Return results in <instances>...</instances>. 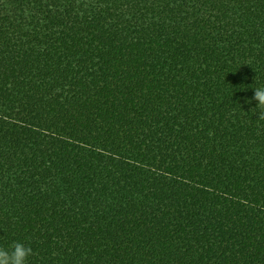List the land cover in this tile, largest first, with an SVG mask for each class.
I'll use <instances>...</instances> for the list:
<instances>
[{
    "label": "trees",
    "instance_id": "obj_1",
    "mask_svg": "<svg viewBox=\"0 0 264 264\" xmlns=\"http://www.w3.org/2000/svg\"><path fill=\"white\" fill-rule=\"evenodd\" d=\"M255 78L264 0H0V246L264 264Z\"/></svg>",
    "mask_w": 264,
    "mask_h": 264
},
{
    "label": "clouds",
    "instance_id": "obj_2",
    "mask_svg": "<svg viewBox=\"0 0 264 264\" xmlns=\"http://www.w3.org/2000/svg\"><path fill=\"white\" fill-rule=\"evenodd\" d=\"M252 87L254 95L251 98H243V103L251 106L255 102L251 113L255 112V116H258L257 121H264V85H258L255 78V84ZM32 254L33 250L29 245L22 241H15L7 248L0 246V264H29Z\"/></svg>",
    "mask_w": 264,
    "mask_h": 264
}]
</instances>
